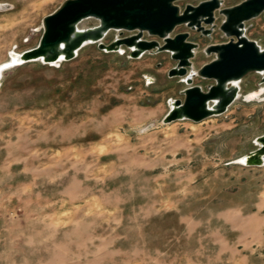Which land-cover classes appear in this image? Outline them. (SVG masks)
Here are the masks:
<instances>
[{
  "label": "rangeland",
  "instance_id": "rangeland-1",
  "mask_svg": "<svg viewBox=\"0 0 264 264\" xmlns=\"http://www.w3.org/2000/svg\"><path fill=\"white\" fill-rule=\"evenodd\" d=\"M65 1L0 0V64L35 48ZM247 28L264 48V17ZM190 33L195 69L213 59L208 45L228 41ZM174 66L166 53L135 59L91 44L60 66L4 71L0 264H264V168L233 163L264 135L263 76L248 74L224 115L165 124L186 87L168 76ZM255 93L262 100L246 99Z\"/></svg>",
  "mask_w": 264,
  "mask_h": 264
},
{
  "label": "water",
  "instance_id": "water-1",
  "mask_svg": "<svg viewBox=\"0 0 264 264\" xmlns=\"http://www.w3.org/2000/svg\"><path fill=\"white\" fill-rule=\"evenodd\" d=\"M180 1L186 0H66L43 19L38 45L23 53L11 52L10 58L19 59L9 62L11 65L4 71L32 62L56 67L74 60L91 44L106 53L125 54L128 50L135 59L148 53H166L175 62L168 76L179 78L186 87L181 91L183 99L168 101L169 111L163 123H200L224 115L242 97L241 83L248 74L262 75L264 83V48L247 36V24L264 17V0H233L236 3L231 6H225V0H203L185 7L178 4ZM5 7L0 5V9ZM90 19L98 25L80 28ZM179 27L189 31L176 33ZM216 30L228 41L208 45L204 53L213 59L195 69L200 45L190 39V31L212 39ZM111 31L137 34L106 45L104 40ZM144 34L154 39H144ZM196 78L211 84L196 85ZM146 80L150 82L148 77ZM254 144L255 150L233 163L263 168L264 135L257 137Z\"/></svg>",
  "mask_w": 264,
  "mask_h": 264
},
{
  "label": "bare ground",
  "instance_id": "bare-ground-1",
  "mask_svg": "<svg viewBox=\"0 0 264 264\" xmlns=\"http://www.w3.org/2000/svg\"><path fill=\"white\" fill-rule=\"evenodd\" d=\"M18 59H19L18 56H13L7 62L0 64V87H1V77L3 76L4 69L9 67V65H11V64H9V62H11V61L17 62ZM5 64H7V65H5ZM56 66H60V64H57ZM261 91H264V88H262ZM246 99L262 100V95L256 94V93L255 94H249V95H247ZM144 131H146V129L142 130V132H144Z\"/></svg>",
  "mask_w": 264,
  "mask_h": 264
},
{
  "label": "crops",
  "instance_id": "crops-1",
  "mask_svg": "<svg viewBox=\"0 0 264 264\" xmlns=\"http://www.w3.org/2000/svg\"><path fill=\"white\" fill-rule=\"evenodd\" d=\"M264 168V167H263Z\"/></svg>",
  "mask_w": 264,
  "mask_h": 264
}]
</instances>
